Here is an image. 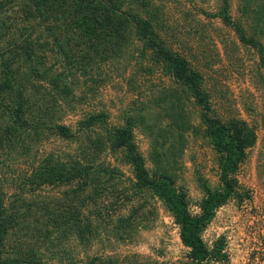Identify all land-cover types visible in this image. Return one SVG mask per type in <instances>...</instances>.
Here are the masks:
<instances>
[{"label":"trees","instance_id":"trees-1","mask_svg":"<svg viewBox=\"0 0 264 264\" xmlns=\"http://www.w3.org/2000/svg\"><path fill=\"white\" fill-rule=\"evenodd\" d=\"M236 2V17L230 0L202 12L262 57L264 0ZM166 9L160 0H0V158L21 166L0 175V264H129L133 254L118 260L85 251L104 222L115 237L128 238L143 193L156 196L178 227L185 251L169 264L227 260L223 237L207 243L202 231L220 205L248 197L237 171L255 128L212 105L203 73ZM120 59L129 85L148 83L145 94H157L171 108L184 94L198 109L217 184L200 182L194 213L183 186L166 169L145 164L133 133L143 123L141 111H122L111 122L105 108L77 110L94 91L93 74ZM155 75L158 82L150 83ZM84 76L92 84L82 90ZM104 151L128 166L127 183L118 166L100 159Z\"/></svg>","mask_w":264,"mask_h":264},{"label":"rangeland","instance_id":"rangeland-1","mask_svg":"<svg viewBox=\"0 0 264 264\" xmlns=\"http://www.w3.org/2000/svg\"><path fill=\"white\" fill-rule=\"evenodd\" d=\"M160 2L167 7L165 14L173 21L172 28L186 42L202 71L212 105L221 115H238L255 128V142L246 149L237 171L239 184L247 190L248 197L241 203L230 199L220 205L202 231L207 243L217 236H222L225 242L227 260L211 264H264V38H260L261 57L256 47L241 43L217 17L202 12H212L217 0ZM236 3L230 0L233 17L237 16ZM94 76L98 78L93 84L94 91L77 110L105 108L111 122L122 111L130 114L141 111L143 123L133 133L145 164L166 169L175 183L183 186L190 211L196 212V201L202 194L200 182L210 187L217 184L215 154L202 135L197 107L181 94L180 106L171 108L165 101H159L157 94L154 97L145 94L148 83L144 82L142 89L129 85L124 59L104 64ZM157 76L150 83L156 84ZM88 78H78L79 89L92 84ZM52 146H61V142L54 141ZM10 158L4 154L0 158V175L21 169L19 161ZM100 159L118 166L127 183L125 176H130V170L119 154L104 151ZM136 198L141 207L138 216L132 218L129 237H115L104 222L96 241L85 253L116 255L118 260L133 254L129 264H169L181 260L185 249L169 212L156 196L143 193Z\"/></svg>","mask_w":264,"mask_h":264}]
</instances>
